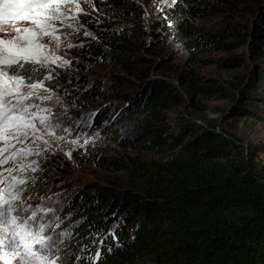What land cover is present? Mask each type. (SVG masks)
Returning <instances> with one entry per match:
<instances>
[{
    "label": "trees",
    "instance_id": "16d2710c",
    "mask_svg": "<svg viewBox=\"0 0 264 264\" xmlns=\"http://www.w3.org/2000/svg\"><path fill=\"white\" fill-rule=\"evenodd\" d=\"M212 1L179 0L175 7L159 11L162 8H156L154 0H146V9L156 15L148 27L130 0H107L105 4L94 0L106 17L83 18V25L96 34L99 44L74 47L73 55L94 65L118 66L145 85L134 97L118 89L104 90L100 83L73 93L76 82L68 83L61 75V95L70 106L96 112L92 127L102 136L117 129L118 122L144 124L141 139H114L122 148L140 149L160 161L101 157L91 151L94 164L112 172H129L131 182L86 185L71 193L59 212L64 220L62 230L73 233L70 246L60 254H71L65 264H74L77 255L82 257L80 264H90L85 258L96 251L90 238L105 236L113 228L121 246L117 249L107 236L98 264H264V173L216 132L200 134L188 127L174 136L163 123L165 112L185 103L201 111L200 99L225 94L213 80L201 76L199 64L217 63L225 70H237L246 67L247 60L257 68L238 86L237 97L223 96L228 105L222 113L230 118L252 115L264 121V114L254 113L258 101L264 106V7L244 33L232 26L199 28L201 20L226 13L247 14L251 8L246 2L261 3ZM166 41L186 54L181 90L164 80L147 81L152 67L161 69L172 61L164 57L157 64L154 59ZM237 52L242 54L201 60L205 55ZM117 102L125 106L117 109ZM108 246L113 247L111 254Z\"/></svg>",
    "mask_w": 264,
    "mask_h": 264
},
{
    "label": "snow or ice",
    "instance_id": "6c2138e0",
    "mask_svg": "<svg viewBox=\"0 0 264 264\" xmlns=\"http://www.w3.org/2000/svg\"><path fill=\"white\" fill-rule=\"evenodd\" d=\"M84 2L100 12L93 0ZM178 2L163 0L169 8ZM81 14L89 15L81 0H0V261L4 264H64L71 258L69 253L60 255L73 237L68 229L57 231L64 223L59 214L63 205L55 207L61 202L39 196L32 204L33 196L25 194L42 171L40 158L55 154L65 134L73 131L61 120L67 113L57 114L56 106L62 102L56 89L62 87L59 76L72 63L59 53L83 47L69 39L84 28ZM83 35L98 39L87 30ZM84 115L75 113L70 118L77 126L81 122L87 126L97 113L86 114L87 121ZM65 155L71 158L72 151ZM115 232L113 228L105 236L90 238L96 248L94 255L85 258L90 264L101 260L107 236L117 249L121 246ZM112 252L108 246L107 253ZM81 259L75 256L74 264Z\"/></svg>",
    "mask_w": 264,
    "mask_h": 264
},
{
    "label": "rangeland",
    "instance_id": "374dc122",
    "mask_svg": "<svg viewBox=\"0 0 264 264\" xmlns=\"http://www.w3.org/2000/svg\"><path fill=\"white\" fill-rule=\"evenodd\" d=\"M130 1L133 2L139 10L140 21L148 27L149 22L151 19H155L156 15L146 9V0ZM216 1L219 2V0H213L212 2L215 4ZM258 1L261 3L246 2L244 4L251 8V11L247 14L226 13L219 17L201 20L198 22L197 26L207 30L225 27L229 28L232 26L244 33L252 27L254 21L260 18V13H262V8L264 7V0ZM154 3L156 8L160 6L162 9H170L163 3V0H154L153 4ZM169 3H171V0H169ZM93 4L95 5L94 0ZM81 8L89 13L88 16L96 20L106 17L104 15L105 12L93 11L92 7L85 3L84 0H81ZM88 16L81 14L80 23L83 24V18ZM84 30L91 32L93 36L96 37V34L84 25V28H82L79 33L69 37L73 45L84 46L89 42L99 44L98 39L94 40L92 37H85L83 35ZM69 31L71 30L69 29ZM73 49L74 47L68 50L66 54L63 50L59 53L64 56L65 59L72 62L71 66L64 70L61 75L67 77L68 83H71L72 80L76 82V85L73 87V93L85 92L95 83H100L104 90L112 91L118 89L134 97L141 92V86L145 85V83L142 85L135 77L129 76L121 68L113 64L94 65L90 62H86L74 56ZM240 54H242V52L216 53L205 55L201 57V60L205 62L210 60L218 61ZM164 57H171L172 61L161 69H158L157 65H155L156 67H152L147 81L164 80L181 90L179 79L183 76V71L185 69V52L181 47L166 41L159 48L158 53L154 55V59L158 64V61L160 62V59ZM256 68L257 65L250 63L248 60L246 67L237 70H225L217 63L199 64L197 71L201 76L208 80H213L217 86L224 90L223 92L225 94H218L213 98L200 99V103L204 108L201 111L194 110L185 103L183 106L177 107L172 111L165 112L163 113V120H166V122L164 121L163 123L168 125L169 132L174 136H178L188 127H193L196 132L200 134L205 130L216 132L226 141L235 145L238 151H240L247 160L251 161L256 165L259 171L264 173V121L262 122L252 115L230 118L228 115L222 113V109L228 105V100L223 96L237 97L239 93L237 90L238 86L245 83ZM144 70L145 68L143 71L141 69L139 72H145ZM79 79H83L84 81H80L82 83H77ZM60 88H57L56 91L62 103L56 106V111L58 115L65 112L67 113V115H61V120L65 127L73 131L71 135L65 134V141L59 145V149L55 151V154L48 153L46 158H40V167L42 171L36 174L38 179L35 186H30L28 193L25 194L33 196V200L30 201V203L36 204L39 196H44L45 199L51 197L52 202H61L60 204H55V207L59 209L61 205H64L66 201H68L72 192L83 186H113L114 184L131 182V173L129 172H112L94 164L92 160L94 155H91V151L96 152L97 156L101 157L121 158L129 156L142 159L148 163L160 161L156 155L141 152L140 149L122 148L114 139L116 136H119L121 138H129L133 141L136 139L139 140L144 133V124L135 122H116L118 124L117 129L115 127L113 132L108 133L107 136H102L99 134L98 130L93 129V120L89 122L87 126L84 122H81L79 126H77L70 118L72 114H85L84 121H87L88 117L86 114L93 112L68 105L60 93ZM116 105L117 109L125 106L122 102H117ZM254 108V113L258 112L264 114V106L260 101L256 103ZM118 112L119 110H117V113ZM77 136L80 137L78 141L76 140ZM85 139L88 141L87 144L84 142ZM72 141H76V143ZM77 144L80 145L78 149ZM70 150L72 151L71 158L65 155V153ZM79 156L80 158H78ZM71 183L73 185H71ZM60 230H62V225L61 229L57 231ZM0 264H4V261H0Z\"/></svg>",
    "mask_w": 264,
    "mask_h": 264
}]
</instances>
